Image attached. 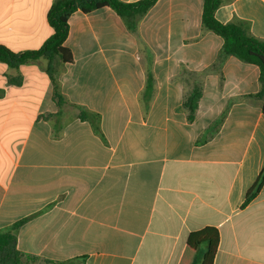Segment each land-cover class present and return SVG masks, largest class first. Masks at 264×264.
<instances>
[{
  "label": "crops",
  "instance_id": "crops-1",
  "mask_svg": "<svg viewBox=\"0 0 264 264\" xmlns=\"http://www.w3.org/2000/svg\"><path fill=\"white\" fill-rule=\"evenodd\" d=\"M55 1L0 0V45L40 49ZM203 4L159 0L136 32L111 8L74 13V60L56 62L55 82L44 59L0 62V231L34 216L17 231L25 261L178 264L188 236L211 227L214 264H264V186L244 207L264 169L260 68L231 56L217 69L224 40L203 28ZM216 18L264 40V0H224Z\"/></svg>",
  "mask_w": 264,
  "mask_h": 264
},
{
  "label": "trees",
  "instance_id": "trees-1",
  "mask_svg": "<svg viewBox=\"0 0 264 264\" xmlns=\"http://www.w3.org/2000/svg\"><path fill=\"white\" fill-rule=\"evenodd\" d=\"M159 0H139L126 3L121 0H56L48 12V22L53 29L51 37L43 46L35 51L16 53L4 45H0V62L11 68H20L28 63L44 59L48 62L47 72L55 82L56 62L62 65L73 63L72 52L65 47L69 36V20L76 12L89 14L103 8H111L123 20L127 29L136 32L138 24L143 17L156 5ZM224 0H204L202 24L203 28L211 31L224 40L223 47L218 55L217 69H220L227 58L234 56L241 61L256 65L260 68L261 90L256 97L263 101L264 113V40L255 37L251 32V24L245 20L235 19L227 24L221 23L216 18L218 9ZM20 84V80L16 81ZM55 98L59 105L64 104L62 95L55 83ZM153 89L151 73L147 77V86L144 99L149 100ZM203 96L200 88H195L186 98L184 108L188 112V120L193 121ZM81 119L87 120L95 132L101 135L99 128V115L80 108ZM264 186V169L255 184L246 194L244 207L249 205L261 192ZM34 216L25 218L8 229L0 231V264H36L35 259L24 260V255L17 246V231ZM220 235L216 228H205L191 233L178 264H214L219 247ZM205 245V252L200 257L199 251ZM45 264H76L75 261L54 262L46 261Z\"/></svg>",
  "mask_w": 264,
  "mask_h": 264
},
{
  "label": "rangeland",
  "instance_id": "rangeland-1",
  "mask_svg": "<svg viewBox=\"0 0 264 264\" xmlns=\"http://www.w3.org/2000/svg\"><path fill=\"white\" fill-rule=\"evenodd\" d=\"M205 250H206L205 245L200 248V251H199V256L200 257L203 255V253L205 252Z\"/></svg>",
  "mask_w": 264,
  "mask_h": 264
}]
</instances>
